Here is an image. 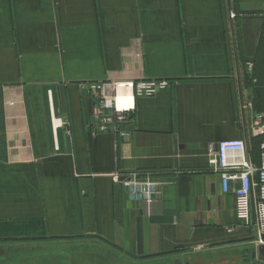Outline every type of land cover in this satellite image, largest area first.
Returning a JSON list of instances; mask_svg holds the SVG:
<instances>
[{
  "label": "crops",
  "instance_id": "0c3cea01",
  "mask_svg": "<svg viewBox=\"0 0 264 264\" xmlns=\"http://www.w3.org/2000/svg\"><path fill=\"white\" fill-rule=\"evenodd\" d=\"M261 36L264 0H0V250L83 245L172 264L242 237L227 233L235 198L208 151L245 139L258 164ZM139 80L170 84L137 100L128 138L95 133L81 85ZM135 173L161 183L151 207L121 183ZM203 196L220 235L196 227Z\"/></svg>",
  "mask_w": 264,
  "mask_h": 264
},
{
  "label": "built area",
  "instance_id": "2783aa9c",
  "mask_svg": "<svg viewBox=\"0 0 264 264\" xmlns=\"http://www.w3.org/2000/svg\"><path fill=\"white\" fill-rule=\"evenodd\" d=\"M253 63L247 64L252 73ZM165 80L102 82L81 85L93 98L92 127L97 134L113 133L128 138L126 125L137 109V100L151 98L169 87ZM252 109V105L250 106ZM250 130L253 138L260 139L259 160L255 164L245 139L222 141L208 151V163L219 175L222 190L235 198L237 225L227 229L232 234L241 228L254 227L257 245L264 240V112H253ZM121 182L130 198L151 207L161 195V183L150 175L138 173L124 177ZM119 178L115 177L117 181Z\"/></svg>",
  "mask_w": 264,
  "mask_h": 264
},
{
  "label": "rangeland",
  "instance_id": "374dc122",
  "mask_svg": "<svg viewBox=\"0 0 264 264\" xmlns=\"http://www.w3.org/2000/svg\"><path fill=\"white\" fill-rule=\"evenodd\" d=\"M258 45L260 47V58L263 60L264 58V36H261V40L258 41ZM264 61V60H263ZM259 70L261 71V76L259 79V83L263 82V71L264 64L260 66ZM253 73H251L252 75ZM257 84V103L263 97L264 93V85ZM260 96V99H259ZM259 107L260 105L257 104ZM259 110V109H258ZM213 173V172H212ZM215 174V173H213ZM208 197H197L195 207L201 212H197L199 215L201 214L203 217L200 219L199 215L196 214V227L199 229V226H210L209 230L214 233H219L220 229H218V224L215 222V212L213 210L209 211L207 209V199ZM205 210V213L202 210ZM192 212L188 209L184 211V220L193 221L190 219ZM198 219V220H197ZM237 225V223H236ZM236 225H232L235 227ZM229 227V228H232ZM227 228V229H229ZM226 229V230H227ZM201 230L196 231V236L201 235ZM243 230V231H242ZM200 231V232H199ZM203 231V230H202ZM242 231L243 236L239 239H230L227 240L226 244H220L215 246L211 252H200V254L194 255L189 254V258L192 257H200L197 264H206L207 261H211V264H264L259 257V245L256 244V241L259 239L257 237L256 229L252 226L250 228H241L240 230L234 231L233 236L236 237L239 232ZM205 235V234H204ZM230 236V235H229ZM232 236V237H233ZM205 237V236H204ZM235 240V241H233ZM237 240V241H236ZM239 240V241H238ZM227 245V246H226ZM264 246V244L262 245ZM86 248V249H85ZM5 253L3 256H0V264H121L120 259H116L114 256H106L100 251L97 247H85L83 245L76 246L75 248H66L63 245H41L37 247L35 250H29L24 254L21 252L19 248H5ZM52 251L55 254H49ZM195 251H200L199 248L195 249ZM69 254H68V253ZM198 253V252H195ZM256 255V259L253 258V255ZM207 258V261L205 259ZM127 262L128 260H125ZM140 262V261H138ZM125 264V263H124ZM133 264V263H131ZM140 264H168V262L162 263L161 260L151 259L148 262H141Z\"/></svg>",
  "mask_w": 264,
  "mask_h": 264
},
{
  "label": "water",
  "instance_id": "95a60500",
  "mask_svg": "<svg viewBox=\"0 0 264 264\" xmlns=\"http://www.w3.org/2000/svg\"><path fill=\"white\" fill-rule=\"evenodd\" d=\"M177 233H178V235H177L178 239L183 240L187 237L188 231L185 227L179 226L177 228ZM262 238L264 240V236ZM5 251H6V249H1L0 250V256H3ZM253 258L256 259L255 254L253 255ZM258 258L264 262V246H262V245H259V257ZM176 260L182 261V259H176Z\"/></svg>",
  "mask_w": 264,
  "mask_h": 264
},
{
  "label": "trees",
  "instance_id": "16d2710c",
  "mask_svg": "<svg viewBox=\"0 0 264 264\" xmlns=\"http://www.w3.org/2000/svg\"><path fill=\"white\" fill-rule=\"evenodd\" d=\"M259 85H264V71H263V82L261 81L259 83ZM259 99H260V96H259ZM260 106L257 107L258 112H264V93H263V97L259 100V103H258ZM260 142L261 140L260 139H255L254 140V144H253V154L254 156L256 157L255 159H259V146H260Z\"/></svg>",
  "mask_w": 264,
  "mask_h": 264
},
{
  "label": "flooded vegetation",
  "instance_id": "af4514ba",
  "mask_svg": "<svg viewBox=\"0 0 264 264\" xmlns=\"http://www.w3.org/2000/svg\"><path fill=\"white\" fill-rule=\"evenodd\" d=\"M199 260H200L199 258H193L192 259V258H187L186 257L185 259H183V261L174 260V261H172V264H197ZM205 261H207V258L205 259ZM203 263H201V264H203ZM206 264H211V261H209V262L207 261Z\"/></svg>",
  "mask_w": 264,
  "mask_h": 264
}]
</instances>
